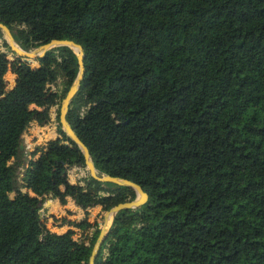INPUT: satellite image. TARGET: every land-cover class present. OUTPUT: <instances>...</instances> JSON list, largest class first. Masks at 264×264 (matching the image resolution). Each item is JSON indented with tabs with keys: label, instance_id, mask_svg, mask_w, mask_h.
Segmentation results:
<instances>
[{
	"label": "trees",
	"instance_id": "16d2710c",
	"mask_svg": "<svg viewBox=\"0 0 264 264\" xmlns=\"http://www.w3.org/2000/svg\"><path fill=\"white\" fill-rule=\"evenodd\" d=\"M0 23L27 52L82 47L66 120L100 174L148 196L114 217L95 264H264V0H0ZM0 40V264H88L100 230L61 218L79 239L52 233L42 205L107 212L137 195L88 174L69 183L85 169L59 125L75 54L58 47L32 67ZM52 108L57 137L23 158L24 132Z\"/></svg>",
	"mask_w": 264,
	"mask_h": 264
},
{
	"label": "water",
	"instance_id": "95a60500",
	"mask_svg": "<svg viewBox=\"0 0 264 264\" xmlns=\"http://www.w3.org/2000/svg\"><path fill=\"white\" fill-rule=\"evenodd\" d=\"M0 31L3 35L4 40L6 41L10 51L25 60L32 61L37 60L40 58H43L47 52L58 48V47H66L70 49L76 56L77 60V66H78V73L75 81L67 91L65 97L62 99L59 109V125L61 127V130L66 135V137L72 141L81 151L84 162H85V169L88 173V175L95 181L101 182V183H110L114 184L120 187H127L129 189H132L137 197L135 200L118 204L117 206L111 208L108 210L104 215V226L100 230L99 235L95 241V244L92 247V250L90 252V256L88 259V264H95V260L98 257L100 248L104 242V239L107 236V233L112 225V222L114 220V217L120 212L125 210H133L137 209L141 206H143L147 200L148 196L146 193L143 192L142 188L126 179H120L117 177H111L109 175L100 174L96 169L95 166L90 158V154L88 149L85 147V145L80 141L78 136L75 134V132L70 127L69 123L66 120V115L68 112V108L72 102V99L77 94L80 83L84 78L85 74V68H84V55H83V49L80 45L74 43L70 40H51L49 43H46L37 49H34L32 51H24L22 50L16 43L15 40L10 32V30L0 23ZM15 82V78H14ZM14 86V84H13ZM12 86V87H13ZM10 88H6V92L10 90ZM19 150H23V142H20L19 144ZM49 203V202H48Z\"/></svg>",
	"mask_w": 264,
	"mask_h": 264
},
{
	"label": "rangeland",
	"instance_id": "374dc122",
	"mask_svg": "<svg viewBox=\"0 0 264 264\" xmlns=\"http://www.w3.org/2000/svg\"><path fill=\"white\" fill-rule=\"evenodd\" d=\"M1 45H2V41L0 40V49H1V51H4L3 50L4 48L1 47ZM31 65H32V67H36L38 65V62H35L34 60H32ZM10 79H11V76L8 75V77H6V80L10 81ZM63 88H64L63 81H62V79H59L57 81V85L52 86L49 89L50 90L53 89V91L58 90L60 92ZM60 104H61V102H60ZM59 109H60V106H59ZM53 121H54V124H53V126L50 127V129H52L54 131V133L56 134V137H57L56 129L58 126V122L56 120V115L54 116ZM39 133L42 136L41 137L42 139H45V137L48 138L47 140H49V139L51 140L54 138L53 135L50 136L47 133V131H45L43 128H42L41 132L39 129ZM26 140L31 141V137H28L26 132H24L23 143L24 142L27 143ZM32 148H33V145L30 146V149H32ZM42 207H43V209L40 211L41 217L43 219L45 218L46 228H47V230H49L52 233L61 234V233L66 232L68 229H72L76 233L73 238L79 239L81 231H79V229H76L73 227H67V225L60 227L61 221L59 219H61V218H65L67 221L69 220L70 222H79L83 219H87L89 226L87 227V229L84 230V232L89 236V238L92 236V234L94 233V231L96 229L101 230L104 226V215L106 212H102L100 210V208H98V207L97 208H90L87 210H80L71 201H68L67 205L61 206L57 200H47V202H45L42 205ZM94 209H96V210H94ZM88 246H89L88 241L83 243V248L85 249V251H88Z\"/></svg>",
	"mask_w": 264,
	"mask_h": 264
},
{
	"label": "crops",
	"instance_id": "0c3cea01",
	"mask_svg": "<svg viewBox=\"0 0 264 264\" xmlns=\"http://www.w3.org/2000/svg\"><path fill=\"white\" fill-rule=\"evenodd\" d=\"M11 76V79H10V81H7L6 80V77H8V75L5 77V80H6V82H7V87L6 88H10V87H12L13 86V84H14V76L13 75H10ZM43 128V127H42ZM42 128H40V127H38L35 123H31L30 125H29V127L27 128V130L25 131L26 132V134H27V136L28 137H31V141H27V143H23V152H24V154H25V156L23 157V158H25V157H29L28 156V152H30L36 145H40V144H43V143H45L46 141H48L47 139V137H45V139H42L41 137V135H40V133H39V129H40V132H41V130H42ZM49 134V133H48ZM50 136H51V134H49ZM22 138H23V136H22ZM39 138V139H38ZM53 139H55V138H53ZM33 140V141H32ZM50 140V139H49ZM22 142H23V140H22ZM30 142V143H29ZM33 145V148L32 149H30V146H32ZM68 201H71L70 199H68Z\"/></svg>",
	"mask_w": 264,
	"mask_h": 264
},
{
	"label": "built area",
	"instance_id": "2783aa9c",
	"mask_svg": "<svg viewBox=\"0 0 264 264\" xmlns=\"http://www.w3.org/2000/svg\"><path fill=\"white\" fill-rule=\"evenodd\" d=\"M52 86H48V88H50ZM51 91H53V89H51ZM56 108H52L50 111V117H51V122L49 123V125L43 127V129L45 131H47V133L51 134L54 136V138H56V134L54 133V131L52 129H50L51 126H53L54 124V116L56 115L55 112ZM55 113V114H54ZM87 171L86 169H82L79 167H72L67 171V176H68V180L69 183L74 184L76 181L80 182L87 177Z\"/></svg>",
	"mask_w": 264,
	"mask_h": 264
}]
</instances>
